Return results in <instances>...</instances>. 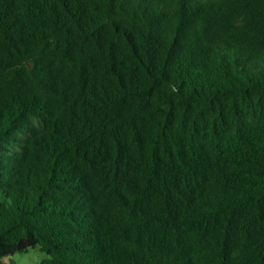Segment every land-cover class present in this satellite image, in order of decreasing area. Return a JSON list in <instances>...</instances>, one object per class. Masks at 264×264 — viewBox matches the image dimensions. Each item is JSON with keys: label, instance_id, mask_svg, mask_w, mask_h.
<instances>
[{"label": "trees", "instance_id": "obj_1", "mask_svg": "<svg viewBox=\"0 0 264 264\" xmlns=\"http://www.w3.org/2000/svg\"><path fill=\"white\" fill-rule=\"evenodd\" d=\"M264 264V0H0V264Z\"/></svg>", "mask_w": 264, "mask_h": 264}, {"label": "rangeland", "instance_id": "obj_2", "mask_svg": "<svg viewBox=\"0 0 264 264\" xmlns=\"http://www.w3.org/2000/svg\"><path fill=\"white\" fill-rule=\"evenodd\" d=\"M48 256L41 252L39 248H32L26 254H16L5 259L8 264H39Z\"/></svg>", "mask_w": 264, "mask_h": 264}]
</instances>
